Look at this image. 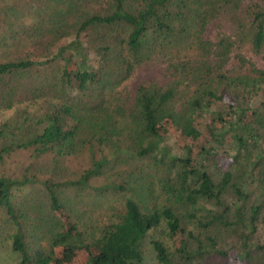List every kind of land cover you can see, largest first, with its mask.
Segmentation results:
<instances>
[{"label":"trees","instance_id":"obj_1","mask_svg":"<svg viewBox=\"0 0 264 264\" xmlns=\"http://www.w3.org/2000/svg\"><path fill=\"white\" fill-rule=\"evenodd\" d=\"M34 3L17 9L0 7V106L13 110L0 125V164L21 152H28L32 161L48 154L58 160L86 152L88 163L73 178L39 179L31 172L32 163L17 177L0 175V214L13 228L10 248L18 254V264H143L146 234L161 224L172 252L151 241L157 264H201L212 253L227 258L226 252L216 249L209 230H243L239 206L248 199L243 185H249L255 168L257 183L264 189V152L250 155L257 151L252 145L260 138L254 126L264 128V124L260 110L247 100L253 92H264V69L255 68L239 54L235 56L239 74L222 73V67L232 50L263 51L264 0ZM238 3H244V10L233 35L220 36L215 42L204 39L206 23ZM20 17L28 22H17ZM152 59L166 63L169 84L138 86L126 126L116 127L106 108L112 95L108 102L106 93L124 82L136 66ZM213 104L225 106V118L210 111ZM202 114L208 116L201 119ZM227 132L240 153L236 167L249 173L243 182L234 181L232 171L215 181L202 163L210 151L208 145ZM169 138L181 155L166 152L162 143ZM125 155L152 157L157 168L164 167L161 183L166 205L148 206L131 196L123 198L122 211L114 221L97 225L95 232L79 230L70 216L67 193L89 190L90 195L103 197L121 192V184L107 178L96 186L90 183ZM36 184L60 229L47 240V254L30 257L17 214L25 215L17 210L15 200L20 190ZM144 190L139 184L132 194ZM229 190L236 198L231 215L227 209L216 208L223 206L222 197ZM176 206L207 233L206 244L195 239V249L187 247L184 234L193 235L182 228L173 210ZM256 210L249 209L244 229L254 228Z\"/></svg>","mask_w":264,"mask_h":264},{"label":"rangeland","instance_id":"obj_2","mask_svg":"<svg viewBox=\"0 0 264 264\" xmlns=\"http://www.w3.org/2000/svg\"><path fill=\"white\" fill-rule=\"evenodd\" d=\"M0 1L3 2L0 3V7L16 6L17 9L18 7H23L24 4L29 7L35 6V0ZM251 1L256 2V0ZM243 6L244 3H238L235 6L223 8L215 18L210 19L206 23L202 34L203 38L215 42L220 36H232L235 24L242 18ZM22 21L28 22L26 17H20L17 22ZM236 54L241 55L243 59L249 61L255 68L264 69V49L259 54H253L246 47H242L238 51L232 50L230 57L222 67V73L227 74V71L229 75H235L241 72L235 59ZM170 80V70L167 69L166 63L160 59L147 60L136 66L124 82L105 95L108 102H111L112 95V103L106 108L113 117V124L118 128L126 126V121L129 120V116L133 112L134 97L138 86L154 84L159 88H165ZM5 86L6 84H4L3 89H5ZM180 90L182 91L183 89ZM251 95L247 96V100L248 102L250 101L249 103H253V109L258 108L260 110L264 124V92H253ZM210 111H218L224 118L227 114V110L222 104H213L210 106ZM12 114V109L4 110L0 106V125L5 118L11 117ZM207 116V114H202L200 118L205 119ZM254 129L258 130L257 133L260 138L256 144L252 145L257 151L251 153V156L264 152V128L255 124ZM119 143L122 145L124 139H120ZM162 145L169 154L181 155L180 150L174 145L173 139L165 140ZM208 147L210 151L202 158V163L213 180L217 181L220 175L226 171H232L233 180L237 183L243 182V179L245 180L248 177L249 173L247 171L243 172L240 167H236V155L240 153L230 132L225 133L216 144L211 143ZM104 152L107 153L109 151L104 149ZM28 155V152H21L4 159V162L0 164V175L17 177L27 164L32 163L34 167L31 172L39 179H46L47 177L54 180L73 178L88 163L86 152H82L76 157H64L63 159L58 158V160H54L52 155L48 154L40 160L32 161ZM155 162L156 160L152 157L136 158L125 155L116 163L111 164L110 168L106 169L103 177L100 178L101 180L99 179L100 181L96 180L90 183V185L96 186L102 182V179L107 178L109 181L121 184L123 188L121 192L108 193L103 197H94L90 195L92 192L89 190H83L78 193L68 192L67 197L70 200L68 205L72 207L70 216L78 225L79 230L83 231V229H86L90 231L93 229V232H95L97 225H106L108 222L114 221L122 211V199L130 196L138 203H147L148 206H165L167 200L166 195L163 193L166 190L163 189V184L161 183L162 178L165 177V169L164 167L160 169L159 166L157 168ZM251 172L254 175L251 179H248L249 185H243L248 194V199L243 204L239 201V204H241L239 207L243 214H241L243 216V224L239 226L243 230L240 228L238 232L237 230L234 232H224L220 229L209 230V236L215 240L216 249L220 252H226L228 257L224 258L212 253L206 255L201 264H264V221H262L264 219V189L257 183V168ZM254 181L255 183H253ZM139 184L145 190L139 194H132L133 188ZM143 193L146 196H139L143 195ZM221 201L223 206L216 208L220 211L227 209L228 215H231L234 212L233 203L236 202V198L230 190L223 195ZM15 203L17 210L25 215L17 214L19 221L24 226L22 231L28 254L30 257L32 254H47L49 252L47 240L60 227L48 210V204L40 191V186L36 184L20 190ZM169 204H171L170 201ZM203 207L205 209L209 208V206L204 204ZM251 208L257 209L254 228L244 229L249 209ZM174 209L179 214L178 218H180L182 228L193 235L192 238H189L184 234L187 247L191 250L195 249L196 240L206 244L204 238L207 233L197 229L193 223L189 222L178 206L174 207ZM3 219L4 217L0 214V264H18L19 256L16 252L11 251L10 248L13 228ZM151 241L162 243L169 252H172L167 230L164 224H161L146 234L143 242V264H157L150 248ZM236 258H241L242 261H238Z\"/></svg>","mask_w":264,"mask_h":264}]
</instances>
